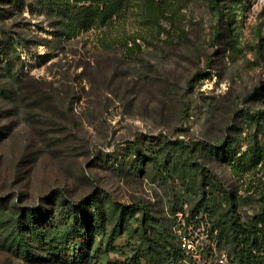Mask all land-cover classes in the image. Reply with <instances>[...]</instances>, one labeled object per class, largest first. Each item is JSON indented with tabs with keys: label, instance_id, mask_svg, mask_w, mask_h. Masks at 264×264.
I'll list each match as a JSON object with an SVG mask.
<instances>
[{
	"label": "rangeland",
	"instance_id": "rangeland-1",
	"mask_svg": "<svg viewBox=\"0 0 264 264\" xmlns=\"http://www.w3.org/2000/svg\"><path fill=\"white\" fill-rule=\"evenodd\" d=\"M218 1L223 21L210 0H129L102 27L0 0V264H60L62 204L105 220L77 246L91 264H203L214 246L238 264L239 225L263 237L264 0ZM23 211L50 222L18 251Z\"/></svg>",
	"mask_w": 264,
	"mask_h": 264
},
{
	"label": "trees",
	"instance_id": "trees-1",
	"mask_svg": "<svg viewBox=\"0 0 264 264\" xmlns=\"http://www.w3.org/2000/svg\"><path fill=\"white\" fill-rule=\"evenodd\" d=\"M129 0H42V7H46V9L50 12H55L57 14L65 15L64 19L71 18L76 16V18H80V23L78 25L82 26H106L111 24L117 16H119L126 8ZM150 0H144V2H149ZM69 4V7H68ZM57 7V8H56ZM210 8L211 10L218 15L220 21L224 20L225 12L223 11L222 7L219 4L218 0H210ZM77 9V13L72 14L71 12ZM83 21V23H82ZM58 27V35L56 38L62 39L65 37H71L75 35L76 31V23H55ZM17 46V44H15ZM6 49V48H5ZM7 50V49H6ZM13 51L17 52V49L14 47ZM7 59V57L5 56ZM5 59V60H6ZM254 119L257 122L261 135L264 137V121H263V114L257 113ZM212 154V153H211ZM222 159V158H221ZM226 159H230V155H227ZM188 171V169L186 170ZM206 183H204L205 185ZM209 186L211 183H207ZM214 187V186H213ZM65 203L64 205L69 206V202L67 200H63ZM229 201L236 205L239 202H247V200H240L238 201L236 197L229 196ZM63 205V204H62ZM61 205V211L57 213L60 216L58 221V228L55 233L50 235L51 243H55L54 245V252L57 256V262L60 264H91L92 260L97 257L96 250L93 255L90 256L89 254L84 255L79 252L80 241L86 235L87 230L96 224L101 225L105 220H101L99 216H93V210L99 212L98 206L94 203H89L87 207H85V212L82 214V218H80L76 212H72V209L67 211L68 207L63 208ZM72 206V205H70ZM113 218L118 216V220L120 223H125L126 215H130V213H123L122 211L113 209ZM263 213L260 216L262 222L264 223V208L262 209ZM0 214L7 213V210H4L2 206V202L0 201ZM27 213L23 211L19 216L15 218L17 221L16 226L14 228L17 230L16 236V250L20 251L21 249H29L28 243L32 241V237L27 232L30 233H38L42 234L43 239L46 237L44 230L46 229L48 223L50 222L48 217L43 215H34L32 213L30 216L26 215ZM50 215V213H49ZM48 215V216H49ZM25 216V218H24ZM93 216V217H92ZM44 217V218H43ZM50 217V216H49ZM52 217V216H51ZM43 218V219H42ZM93 218V221H92ZM147 219V213H144L141 222V228L143 229L144 233L146 232L145 224ZM93 223V224H92ZM4 229L7 228L6 226L3 227ZM117 228V227H116ZM115 228V229H116ZM92 230V229H91ZM237 230V231H236ZM237 232V239L241 241L244 239L245 247L241 249L238 253L237 263L238 264H262L261 262V250L264 247V227L258 229L259 232L262 233L263 237L259 239L257 235V231L250 229L247 225L241 224L239 225V229H236ZM116 230H113L112 234H114ZM39 238V237H38ZM57 247V248H56ZM88 252L91 250L89 248L86 249ZM175 254L182 255V250L180 247L175 250ZM230 256V254H229ZM231 258V256H230ZM232 260V259H231ZM260 260V261H259ZM234 262V260H232Z\"/></svg>",
	"mask_w": 264,
	"mask_h": 264
},
{
	"label": "built area",
	"instance_id": "built-area-1",
	"mask_svg": "<svg viewBox=\"0 0 264 264\" xmlns=\"http://www.w3.org/2000/svg\"><path fill=\"white\" fill-rule=\"evenodd\" d=\"M183 241H184L183 242V247L189 252V250L192 248V244L194 242H191L192 244L191 243H187V238L184 239ZM212 250L213 251L211 252V254H210L209 258H208L209 260L208 261L204 260L203 264H234V262L231 260L230 256L226 252L218 253L217 247H215V246L213 247ZM202 257H203V254H202Z\"/></svg>",
	"mask_w": 264,
	"mask_h": 264
}]
</instances>
